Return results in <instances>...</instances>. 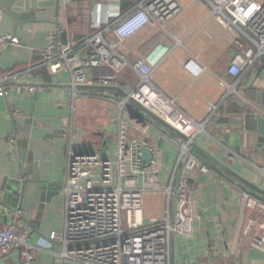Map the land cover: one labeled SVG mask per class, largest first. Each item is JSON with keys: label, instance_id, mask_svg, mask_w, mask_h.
<instances>
[{"label": "crops", "instance_id": "1", "mask_svg": "<svg viewBox=\"0 0 264 264\" xmlns=\"http://www.w3.org/2000/svg\"><path fill=\"white\" fill-rule=\"evenodd\" d=\"M140 1L100 0L91 11V2L61 0L59 24L56 25V0H0V38L13 36L20 43L14 46L0 41V78L39 63L41 52L49 44L48 34L57 29L62 32L64 46L76 43L79 45V55L85 57L86 49L80 45L99 32V28L107 27L110 7L119 6L121 15H126ZM176 1L182 11L169 24L168 30L182 41L181 46H176L171 37L165 38L158 28L147 26L121 42L118 51L130 63H135L159 44L166 46L168 50L151 75L153 85L175 100L183 111L199 123L208 118L209 106L217 105L218 111L207 126L208 136H200L197 145L224 163H227V150L238 153L246 162L239 160L227 164L244 181L264 190V176L253 166L264 168V142L255 150L256 139L247 146L246 135H243L246 133H242L237 125L227 130L215 127L220 117L231 120L238 118L234 112L239 106L260 108L264 105V56L256 58L252 67L233 77L229 69L235 56L248 50L257 53L256 46L248 38L252 37L249 30L243 28L244 32H241L235 29L234 35L232 30L220 24L212 16V0ZM18 20H21L20 24ZM109 36L116 41L112 33ZM193 55L200 57L207 68L197 78L184 68V63ZM94 75V71L89 73L90 78ZM119 78L127 92L132 91L139 82V77L131 69H126ZM220 80L234 85L235 92H229L220 84ZM31 87L35 88L33 92L30 91ZM77 92L81 95L76 101L75 112L78 150L112 151L118 115L115 102L124 98L115 91L78 89ZM72 94L70 74L61 72L54 75L47 69L34 76L30 83L23 81L20 90L14 87L7 97L0 96V200L5 194L10 197L16 190L12 181L16 174V162L11 149L20 134L25 132L21 128L27 126L26 121H30L29 150L39 152L46 160L39 177L47 187L41 188L38 183L28 184L23 197H17L16 213L0 211V223L9 225L17 222L30 230V242L37 247L34 250L36 260L32 264H65L59 257L61 245L50 242V236L60 234L64 229L68 149L64 129L71 115ZM130 107L143 114L138 108ZM144 117L166 135L181 141L163 126ZM262 117L256 126L261 128L264 136V115ZM252 126L251 123L250 128ZM15 131L18 136L12 142ZM226 133L230 135L229 142L221 136ZM147 138L158 147L164 177H167L177 157V147L156 132ZM194 152L214 173L210 176L197 175L194 183L195 230L190 238L174 237L170 264H264V253L250 246L252 234L249 222L254 218V213L243 209L239 191H246L262 200L264 196L221 170L201 152ZM51 194L55 195L47 199ZM161 204L156 213L147 214V219L163 216L164 196ZM19 212H23L24 216L18 218ZM239 224L241 230H238ZM41 247H50L56 254ZM0 264L24 263L17 253H13L0 256Z\"/></svg>", "mask_w": 264, "mask_h": 264}, {"label": "built area", "instance_id": "2", "mask_svg": "<svg viewBox=\"0 0 264 264\" xmlns=\"http://www.w3.org/2000/svg\"><path fill=\"white\" fill-rule=\"evenodd\" d=\"M210 3L212 16L220 24L232 30L234 35L235 29L241 32H244L243 28L248 29L252 37L245 34L257 48L256 54L248 50L235 56L229 72L236 78L252 67L256 58L264 56V0H212ZM181 11L176 0H141L126 15H121L119 6L110 7L107 27L99 28V32L80 45L86 49L85 57L79 55L76 43L64 46L62 32L57 29L48 34L49 44L41 52L39 63L0 78V96L6 97L12 88L20 90L23 81L30 83L43 70L48 69L54 75L70 74L73 88L71 115L64 129L68 140L65 221L63 231L50 236V242L61 245L59 257L65 264H170L174 237L190 238L194 233L197 222L194 183L198 173L210 176L214 171L201 161L193 147L200 136H208L207 126L218 106H209L208 118L199 123L153 85L151 75L168 50L163 44L135 63H130L118 51L121 42L147 26L158 28L165 38L171 37L176 46H181L182 41L168 30ZM111 33L116 41L110 38ZM0 41L20 45L13 36L1 37ZM184 68L194 78L207 69L195 55L184 63ZM126 69L139 77L137 86L129 92L131 98L180 132L186 140L171 138L146 118L143 122L132 119L127 100H113L118 105L114 149L108 152L78 150L75 112L76 101L81 95L77 87L114 85ZM91 71L95 73L93 78L89 76ZM220 84L229 92H235L234 85L223 80ZM34 90V87L30 88L32 92ZM256 110L264 115L262 108L256 107ZM153 132L178 149L167 177H164L158 147L147 138ZM144 151L151 156L149 162L143 158ZM227 153L229 164L239 160L246 162L235 151L227 150ZM253 166L264 176V168ZM239 193L243 209L254 213L249 222L250 246L264 253V200L243 190ZM157 194L165 197L163 216L147 219L145 198ZM17 215L20 218L24 213ZM241 228L239 224L238 230ZM30 235V230L17 222L0 223V256L17 253L22 263H34L37 247L30 242ZM40 249L56 254L50 247Z\"/></svg>", "mask_w": 264, "mask_h": 264}, {"label": "water", "instance_id": "3", "mask_svg": "<svg viewBox=\"0 0 264 264\" xmlns=\"http://www.w3.org/2000/svg\"><path fill=\"white\" fill-rule=\"evenodd\" d=\"M71 2L76 0H70ZM78 1H84V2H91V11L95 8V6L98 4L100 0H78ZM56 10H57V19L55 24H59V12L61 10V0H56ZM32 21V20H31ZM21 20H18V24H20ZM77 89H93V90H104V91H115L121 94V96L124 98H129L130 104L136 108H138L146 117L152 119L154 122L158 123L159 125L163 126L167 130H170L173 132L177 137L182 138L186 140V137L183 136L180 132L172 128L170 125H168L166 122H164L162 119H160L158 116H156L154 113L146 109L143 105H141L139 102H137L135 99L130 97L129 92L125 90L124 84L118 81V83L114 85H82L78 86ZM259 104V103H258ZM261 105V103H260ZM130 107V106H129ZM254 106H239V109L234 112L238 118H235L234 120H231L226 117H220L215 122V127L219 128V130H227L230 129V127L237 125L238 129L242 133H246L243 135L245 141H247V146L251 145L254 139H256V149L260 148L262 143L264 142V136L261 134V128L258 126V120L262 117V115L255 110ZM260 108L264 110V105H262ZM130 117L132 119H137L139 122H143L145 117L143 114L141 116L139 113H136L135 110H133L130 107ZM263 118V117H262ZM252 123V127L250 128V124ZM29 124L30 121H26V127H22L21 129L25 131L24 133L20 134V138H18L15 142V146L11 149V153L14 156V160L16 162V174L15 177L12 179L13 185L15 186L16 190H13V193H11L10 197L5 194V196L0 200V211L4 213V211H8L9 214H14L18 211V202L17 197L22 198L23 197V191L26 189L27 185L30 183H38L41 184V188H46V184L40 180L39 174L44 169V162L46 161L45 158L41 156L39 152H34L29 150V140L30 137V130H29ZM257 124V126H256ZM18 136V133L15 131L13 134V140L16 139ZM223 140L229 142V134H221ZM242 136V135H241ZM194 150L199 151L203 154L204 157H206L208 160L213 162L217 167H219L221 170H224L225 172L229 173L239 181L243 182L248 188L253 190L254 192L261 194L264 196V190L244 181L234 170L233 168L228 165L227 163H224L217 158H215L213 155H211L206 150L201 149L197 144H194ZM143 158L145 161H150L151 156L144 151ZM55 194H51V196L47 197V199H51ZM13 196V197H12ZM22 200V199H21ZM20 200V201H21ZM16 201V202H15ZM27 218V217H26ZM34 228V227H33ZM4 255V256H8Z\"/></svg>", "mask_w": 264, "mask_h": 264}, {"label": "rangeland", "instance_id": "4", "mask_svg": "<svg viewBox=\"0 0 264 264\" xmlns=\"http://www.w3.org/2000/svg\"><path fill=\"white\" fill-rule=\"evenodd\" d=\"M128 104L130 106H133V104L132 105L130 103H128ZM170 133L172 135L176 136L173 132L170 131ZM162 196H163L162 194L148 195L145 198L144 211H145V215L146 216L149 213H156L158 211L159 207L162 205L161 204Z\"/></svg>", "mask_w": 264, "mask_h": 264}, {"label": "bare ground", "instance_id": "5", "mask_svg": "<svg viewBox=\"0 0 264 264\" xmlns=\"http://www.w3.org/2000/svg\"><path fill=\"white\" fill-rule=\"evenodd\" d=\"M199 58H200V57H199ZM104 86H105V85H104ZM7 96H8V95H7ZM7 96H6V97H7ZM130 97H131V96H130ZM4 98H5V97H4ZM125 99L127 100L128 103L130 102L128 97L125 98ZM133 99H134V98H133ZM64 132H65V134H66V131H65V130H64ZM178 138H179V137H178ZM180 139H181V141L184 140V139H182V138H180ZM195 144H196V143H195ZM194 151H195V150H194ZM146 152H147V151H146ZM147 162H149V161H147ZM1 224H2V223H1Z\"/></svg>", "mask_w": 264, "mask_h": 264}]
</instances>
